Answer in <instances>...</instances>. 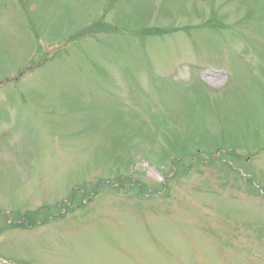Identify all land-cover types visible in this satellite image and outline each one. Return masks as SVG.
Instances as JSON below:
<instances>
[{
  "label": "rangeland",
  "instance_id": "1",
  "mask_svg": "<svg viewBox=\"0 0 264 264\" xmlns=\"http://www.w3.org/2000/svg\"><path fill=\"white\" fill-rule=\"evenodd\" d=\"M0 260L264 264V0H0Z\"/></svg>",
  "mask_w": 264,
  "mask_h": 264
}]
</instances>
